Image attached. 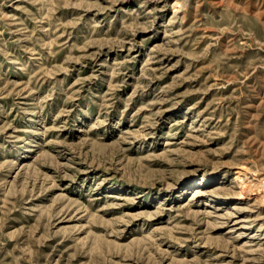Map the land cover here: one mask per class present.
I'll use <instances>...</instances> for the list:
<instances>
[{"label": "rangeland", "instance_id": "rangeland-1", "mask_svg": "<svg viewBox=\"0 0 264 264\" xmlns=\"http://www.w3.org/2000/svg\"><path fill=\"white\" fill-rule=\"evenodd\" d=\"M0 264H264V0H0Z\"/></svg>", "mask_w": 264, "mask_h": 264}, {"label": "bare ground", "instance_id": "bare-ground-1", "mask_svg": "<svg viewBox=\"0 0 264 264\" xmlns=\"http://www.w3.org/2000/svg\"><path fill=\"white\" fill-rule=\"evenodd\" d=\"M196 192V191H195ZM252 195V194H251Z\"/></svg>", "mask_w": 264, "mask_h": 264}]
</instances>
